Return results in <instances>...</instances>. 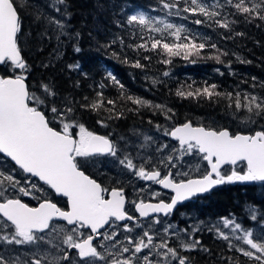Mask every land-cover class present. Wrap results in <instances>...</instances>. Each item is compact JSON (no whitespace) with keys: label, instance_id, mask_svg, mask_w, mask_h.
Segmentation results:
<instances>
[{"label":"snow or ice","instance_id":"snow-or-ice-1","mask_svg":"<svg viewBox=\"0 0 264 264\" xmlns=\"http://www.w3.org/2000/svg\"><path fill=\"white\" fill-rule=\"evenodd\" d=\"M65 3L66 0H53L51 7L67 16V9L59 7ZM159 3L160 10H167L169 16L182 19L203 16L204 20L197 18L193 22L197 25L209 22L210 26L229 32L233 31L231 25L239 22L235 17H242L247 23L264 21V0H159ZM47 19L58 32L57 39L65 35L72 38V34L65 31L64 20L52 16ZM126 23L149 33L141 35V42L131 47L154 53L157 61L164 65L172 64L175 58L199 57L206 47L216 50L208 58L217 63H224L221 57L228 54L215 43H206L210 39L207 36L142 12L128 16ZM20 33L15 0H0V68L6 72L0 75V244L21 246L44 241L62 255L49 259L46 251L37 250L29 260L21 261L18 255L13 260L11 256L6 259L0 254V264H44L46 260L48 264L62 261L68 264H190V257L182 252L201 248L200 241L193 237V232L201 229H180L166 219L177 204L219 185L264 184V125L247 127L249 123H256L255 117H264V94L246 90L221 92L215 83H205L195 89L191 85L188 90L180 88L176 95L184 99L203 97L214 103L225 101L234 118L245 124V130L232 132L186 121L163 128V135L176 143L171 147L168 143L161 145L157 151L163 153L162 156H133L127 151V142L121 145L111 133L102 135L90 130L74 102L58 103V93L47 84L42 83L37 90L29 89L27 80L31 66L19 46ZM74 51L81 49L77 46ZM143 59L152 60L153 56L145 55ZM69 67L79 69L80 65ZM132 67L144 68L145 65L136 60ZM83 74L87 76L86 72ZM107 75L113 84L119 85L114 74ZM163 76H169V72L164 71ZM159 82L162 81H152L153 84ZM260 86L264 88V84ZM121 98L137 106L128 111L150 107L159 110L166 120L174 115L165 105H152L143 98L123 93ZM84 99L89 102L80 104V109L110 113L109 119L123 116V112L115 111L116 101L105 100L102 91L96 93L95 99ZM240 113L247 116L240 117L237 115ZM96 123L108 127L104 119H97ZM161 128L160 124L156 125L158 131ZM120 140L125 138L120 137ZM145 140L152 138L145 137ZM186 156L197 158L198 167L204 162L202 175L184 178L189 173L182 171L179 165L185 163ZM97 157H114L134 177L159 185L174 195L166 202L161 192L151 190L150 199L145 200L139 195L146 191L141 186L137 196L129 200L123 187H106L86 174L85 166L94 163ZM9 163L11 168L6 167ZM18 174L22 175L23 182ZM22 197L37 203L30 206ZM49 197L65 198L66 207L58 206ZM129 204L135 214L126 207ZM252 219L256 216L252 215ZM223 227L229 232L216 228L217 237L229 242L230 251L239 252L255 264H264V235L254 239L252 231L229 218L223 219ZM57 238L59 244L54 243Z\"/></svg>","mask_w":264,"mask_h":264},{"label":"trees","instance_id":"trees-1","mask_svg":"<svg viewBox=\"0 0 264 264\" xmlns=\"http://www.w3.org/2000/svg\"><path fill=\"white\" fill-rule=\"evenodd\" d=\"M15 4L21 23L19 46L31 66V74L27 80L29 89L37 90L42 83L47 84L58 93V103L67 100L74 102L80 117L90 130L102 135L111 133L116 141L120 137H129V132L136 128L152 130L157 124L171 127L186 121H191L194 125L226 128L232 132L245 130L244 123L232 119L233 111L226 107L225 101L214 103L203 97L196 100L176 95L178 89L188 90L189 85L195 89L203 87L205 83H215L221 92L246 90L264 94V88L260 86L264 84V21L247 23L242 17H235L239 22L232 24L233 31L229 32L216 25L210 26L209 22L197 25L193 22L195 19L205 18L189 16L180 25H184L192 33L209 37L206 43H215L217 48L226 51L228 54L221 57L224 63L209 59L208 55L215 54L216 50L206 47L204 54L199 57L193 56L189 60L175 58L172 64L164 65L157 61L154 53L131 47L141 42V35L147 36L149 33L126 23L128 16L137 13L153 16L154 7H162L159 0H66L59 7L67 9V16L47 7L44 0H15ZM37 6H40L42 13ZM50 16L58 19L61 17L66 25L65 31L71 33L72 38L65 35L57 39L58 32L47 19ZM237 32L243 35H236ZM76 33H79L78 38ZM77 46L81 49L80 52L74 51ZM145 55L153 56V59L144 60ZM136 60L145 67H132ZM77 63L80 65L79 69L69 67ZM164 71H168L169 76H163ZM85 72L87 76L83 74ZM109 72L115 75L123 88L113 84L107 75ZM5 74L0 68V75ZM153 80L162 82L153 84ZM101 84L104 85L103 88L100 87ZM253 84L257 87L253 88ZM101 91L105 100L116 101L115 111L123 112L120 119H109L111 114L107 112L95 113L79 108L80 104L89 102L84 97L95 99L96 93ZM121 93L143 98L152 105H165L172 109L174 115L171 120H166L159 114V110L150 107L128 111L137 106L121 98ZM237 115L247 116L246 113ZM97 119H104L108 127L98 125ZM255 120V124L249 123L247 127L264 125V117H255ZM86 174L106 187L119 188L116 182L100 181L87 170ZM106 176L111 177L109 174ZM248 209L256 213L253 222L250 221L252 218ZM178 211L198 215L200 220L210 221L228 216L240 221L245 227L264 225V184H224L184 203ZM198 228L201 230L195 232L194 238L200 241L201 248L182 254L190 257L192 264H255L239 252L230 251L229 242L214 236L206 226Z\"/></svg>","mask_w":264,"mask_h":264},{"label":"rangeland","instance_id":"rangeland-1","mask_svg":"<svg viewBox=\"0 0 264 264\" xmlns=\"http://www.w3.org/2000/svg\"><path fill=\"white\" fill-rule=\"evenodd\" d=\"M46 4L48 5L47 7L52 8V0H44ZM37 8L40 10L42 13L40 6H37ZM154 12L155 14L151 17L159 20L163 19L166 22H170L176 25H180V23L184 20L182 18H178L176 16H169L167 15V10H160L158 7H154ZM157 13V14H156ZM44 15V14H40ZM54 17V16H53ZM61 19V17L59 18ZM157 27H163V25H157ZM251 92V91H249ZM233 116H231L232 118ZM236 122H242L241 119L236 120V118H232ZM243 125V124H242ZM241 126V125H240ZM169 127L167 124L163 125L161 130L158 131L156 128L147 129V128H136L133 129L129 132V137H125V140H117L118 143L121 145L125 144L127 142V151H129L133 156H137L139 154L140 157H147V156H152V157H160L163 155V153L158 152L157 149L163 145L164 143H168L169 147H171L175 142H172L168 139V137L163 135V128ZM145 137H151L152 140L146 141ZM165 152L168 151V149L164 150ZM185 163L180 164L179 167L182 171H187L189 173L188 177L184 178H191V177H199L200 175L203 174L204 172V167L203 164L204 162H200L199 167L197 166V158L195 157H190L186 156L184 157ZM7 168H11L12 165L9 163L6 165ZM85 170H87L90 174L98 178L100 181H106L110 180V182H116V184L120 187H123L125 190V194L128 197L129 200L135 198L137 196V192L140 189L141 186H144L146 191L143 193H139L141 197H143L145 200L150 199L149 196V191L154 190V191H159L164 195H170V193L160 189L158 185L151 184V182H145L142 180H139L138 178L134 177L131 172H129L127 169H124L122 166L118 164L116 161V158L114 157H100V158H95L94 163H89L85 166ZM173 171H176L173 169ZM109 174L111 177L106 176ZM19 178H21V181L23 182L22 175L18 174ZM180 176H177V179H180ZM109 182V183H110ZM29 201L36 202L34 200H31L28 198ZM130 205V204H129ZM184 211H178L176 210V213H172L170 217L166 218L176 226H178L180 229L183 228H188L189 230H193L194 228L198 227H207L210 230L214 236L217 237V232L216 228H219L221 231H224L226 233L229 232V229H226L223 227V219L224 218H229L230 220L235 221L236 223L240 224L241 227L245 230H250L253 233V238L257 239L264 235V225H253V226H248L245 227L242 225L240 221H237L233 217H217L214 218L210 221L208 219H198V215H192L191 213H183ZM248 212L250 213V217L252 218V215L256 216L255 211L249 210ZM248 214V213H247ZM253 222V219L250 220ZM145 225H147V221H144ZM159 227V225H157ZM200 229V228H199ZM139 231V229H137ZM196 231L193 232V237ZM55 236V234H53ZM196 239V238H195ZM218 239V238H217ZM220 239V238H219ZM222 241H225L223 239H220ZM190 242V241H189ZM228 242V241H227ZM233 243H240L238 241H232ZM54 243L59 244L60 240L59 238L54 240ZM246 247V246H244ZM41 251L44 252L46 251L48 254V258L51 259L52 256H58L62 255L58 251L57 248L52 247L50 243H46L44 241H40L37 244H30V245H8L6 243L0 244V254L3 253H9V255L5 256L6 259H8L9 256L12 257L14 260L15 257L18 255L21 259V261H27L31 258V255L35 251ZM184 252H182L183 254ZM188 253V252H185ZM44 264H48V261L46 260ZM61 264H68L67 261H62Z\"/></svg>","mask_w":264,"mask_h":264},{"label":"flooded vegetation","instance_id":"flooded-vegetation-1","mask_svg":"<svg viewBox=\"0 0 264 264\" xmlns=\"http://www.w3.org/2000/svg\"><path fill=\"white\" fill-rule=\"evenodd\" d=\"M97 158H100V157H97ZM169 197H170V195H164V196H162L161 198L162 199H164L166 202L167 201H169ZM50 199H54V202H57L58 203V206H60V207H66V204H65V199H63V198H59V197H49ZM22 199L26 202V203H28L30 206H34L37 202H33V201H29V199H28V197H22ZM183 204H181L180 206H182ZM180 206H178L174 211H173V214L174 213H176V210L180 207ZM126 207L129 209V211L132 213V214H135L134 213V210H132L131 209V205H126ZM61 223V222H60ZM74 251V250H73ZM2 255H4V256H7V255H9V253H3ZM190 264H192L191 263V261H190Z\"/></svg>","mask_w":264,"mask_h":264},{"label":"water","instance_id":"water-1","mask_svg":"<svg viewBox=\"0 0 264 264\" xmlns=\"http://www.w3.org/2000/svg\"><path fill=\"white\" fill-rule=\"evenodd\" d=\"M179 125H180V124H179ZM168 139H169L170 141H172L170 137H168ZM172 142H175V141H172ZM192 178H197V177H192ZM219 186H221V185H219ZM159 187H160V186H159ZM216 187H218V186H216ZM160 188H161V187H160ZM161 189H162V188H161ZM213 189H214V188H213ZM162 190H164V191H166V192H169V193L171 194V196L174 195V193H171L170 190H167V189H162ZM210 191H211V190H210ZM206 193H207V192H206ZM206 193L197 194L196 196L190 198L189 200H186V201H183V202H181V203H178L177 206H176V208H177L178 206H180L181 204L186 203V202L190 201L191 199H193V198H195V197H198V196H201V195L206 194ZM61 198H62V197H61ZM63 199H65V198H63ZM176 208H175V209H176ZM175 209H174V210H175ZM63 223H64V222H63Z\"/></svg>","mask_w":264,"mask_h":264}]
</instances>
